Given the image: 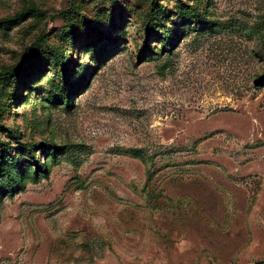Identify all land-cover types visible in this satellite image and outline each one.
Masks as SVG:
<instances>
[{
  "label": "rangeland",
  "instance_id": "1",
  "mask_svg": "<svg viewBox=\"0 0 264 264\" xmlns=\"http://www.w3.org/2000/svg\"><path fill=\"white\" fill-rule=\"evenodd\" d=\"M263 75L264 0H0V264H264Z\"/></svg>",
  "mask_w": 264,
  "mask_h": 264
},
{
  "label": "trees",
  "instance_id": "2",
  "mask_svg": "<svg viewBox=\"0 0 264 264\" xmlns=\"http://www.w3.org/2000/svg\"><path fill=\"white\" fill-rule=\"evenodd\" d=\"M25 11H21V12H16L12 17L13 18H18L19 16H21V14H23ZM264 76V75H263Z\"/></svg>",
  "mask_w": 264,
  "mask_h": 264
}]
</instances>
